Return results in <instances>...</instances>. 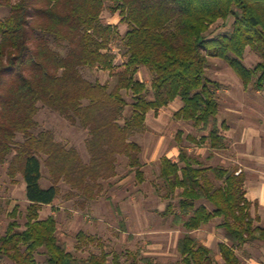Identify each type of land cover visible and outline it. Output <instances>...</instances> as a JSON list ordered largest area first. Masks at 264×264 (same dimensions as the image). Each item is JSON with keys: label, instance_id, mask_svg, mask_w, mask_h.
I'll return each instance as SVG.
<instances>
[{"label": "trees", "instance_id": "trees-1", "mask_svg": "<svg viewBox=\"0 0 264 264\" xmlns=\"http://www.w3.org/2000/svg\"><path fill=\"white\" fill-rule=\"evenodd\" d=\"M0 5L10 7L0 19V169L7 165L13 179L21 173L29 201L24 229L19 207L10 213L0 256L15 264H125L120 254L111 259L107 251L75 256L58 236L57 216L41 212L58 198L61 181L77 189L98 184L116 174L121 158L144 182L143 146L132 136L152 110L180 98L183 105L174 117L203 135L184 137L179 130L178 158L165 156L160 163L161 194L168 201L164 214L183 230L180 259L169 264H218L216 251L193 235L215 219L226 238L218 245L221 264H243L238 251L264 242L260 216L252 213L257 203L247 197L246 173L207 165L185 142L207 143L215 151L229 145L224 132L229 127L219 118L221 83L208 75L211 58L231 67L245 89L264 91V0H0ZM105 10L119 13L128 27L124 35L118 24L103 20ZM229 19L231 30L209 35L214 24ZM120 40L126 52L117 64L110 46ZM249 48L260 56L254 67L245 60ZM141 67L152 71L150 85L139 78ZM83 68L108 72L113 81L89 80ZM41 106L89 132V162L39 129ZM43 162L53 178L49 187L42 185ZM77 236L79 247L98 242L84 231ZM42 250L45 258L39 261ZM132 259L131 264H162Z\"/></svg>", "mask_w": 264, "mask_h": 264}, {"label": "rangeland", "instance_id": "rangeland-1", "mask_svg": "<svg viewBox=\"0 0 264 264\" xmlns=\"http://www.w3.org/2000/svg\"><path fill=\"white\" fill-rule=\"evenodd\" d=\"M10 13V7L0 5V19ZM105 22L118 24L121 35L128 27L121 22L119 13L112 14L105 10ZM233 19L220 20L211 28L209 35H216L231 30ZM120 64L125 59L126 47L120 40L110 46ZM246 63L254 67L260 56L257 52L247 50ZM86 78L102 83L112 82L108 72L83 68ZM210 78L218 80L221 88L218 96L221 102L219 118L228 125L224 130L229 145L224 150L215 151L207 143L196 146L186 140L189 150L207 165L238 167L247 175L246 189L248 197L257 201L252 208L254 216H260L257 224L264 226V91L245 89L239 76L223 60L211 58L208 68ZM138 76L148 85L153 73L141 67ZM152 93L149 97H152ZM132 102V96L127 94ZM183 102L180 98L169 106L158 111L152 110L147 117L145 127L132 136V139L143 146L142 159L146 179L140 182L135 170L128 166L127 160L121 158L116 174L101 178L98 184L91 181L89 187L77 189L70 183L60 182V194L53 204L45 205L42 217L55 214L58 219V236L64 241L68 250L77 257L88 258L92 253L107 251L112 259L120 254L125 264H131L132 257H150L156 262L169 264L180 259L178 239L183 230L174 227L164 214L168 201L162 197V180L159 177L160 163L165 156L176 157L179 153L176 135L183 130L188 134L200 137L203 135L192 123L177 120L174 113ZM37 120L40 130H49L55 140L69 147L76 148L85 162H89L91 153L87 140L89 132L81 126L72 124L58 112L41 106ZM23 139V138H20ZM45 159V157H44ZM0 179V236L6 233L10 216L15 206L19 207L18 220L21 229L25 228L26 208L29 201L26 197V183L19 172L13 179L8 174V166L1 167ZM53 183L49 167L43 162V187ZM220 219L196 230L193 235L202 243L212 247L217 253L218 264L223 262L219 243L226 241L224 231L218 227ZM84 231L98 238L96 244L79 247L78 233ZM103 243V247L99 245ZM243 264H264V242L256 241L247 244L238 251ZM39 261L45 258L44 250L38 253ZM0 264H15L8 257L0 256Z\"/></svg>", "mask_w": 264, "mask_h": 264}, {"label": "crops", "instance_id": "crops-1", "mask_svg": "<svg viewBox=\"0 0 264 264\" xmlns=\"http://www.w3.org/2000/svg\"><path fill=\"white\" fill-rule=\"evenodd\" d=\"M181 107V104L179 103V108ZM174 156H176V157H172V156H166V157H169V158H172V159H177L178 158V155H179V153L178 154H173ZM247 176V175H246ZM246 182H247V178H246ZM245 188H246V183H245ZM246 192H247V189H246ZM247 194H248V192H247ZM247 197H248V195H247ZM249 198V197H248ZM250 199V198H249ZM251 200V199H250ZM252 201V200H251ZM253 202H257V201H253ZM262 204H264V200H262ZM200 230V229H199Z\"/></svg>", "mask_w": 264, "mask_h": 264}]
</instances>
